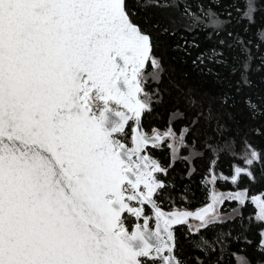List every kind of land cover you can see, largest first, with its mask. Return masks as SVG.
<instances>
[{"label":"snow or ice","instance_id":"snow-or-ice-1","mask_svg":"<svg viewBox=\"0 0 264 264\" xmlns=\"http://www.w3.org/2000/svg\"><path fill=\"white\" fill-rule=\"evenodd\" d=\"M253 10L249 0L244 16ZM133 15L126 0H0V264H182L174 226L195 219L198 233L225 199L244 206L246 191H213L196 212L160 207L156 174L167 170L149 146L175 134L142 131L145 72L150 64L155 78L160 63ZM183 140L168 145L173 154ZM259 159L251 151L245 163ZM241 174L254 179L237 167L232 182ZM249 202L264 225V194ZM195 247L215 250L203 238Z\"/></svg>","mask_w":264,"mask_h":264},{"label":"trees","instance_id":"trees-1","mask_svg":"<svg viewBox=\"0 0 264 264\" xmlns=\"http://www.w3.org/2000/svg\"><path fill=\"white\" fill-rule=\"evenodd\" d=\"M249 0H126L134 22L153 40V55L160 63L153 78L149 64L144 90L150 111L142 115L144 133L171 130L184 134V147L175 158L168 142L149 146L166 174V185L156 200L163 209L194 210L210 201V168L221 190L245 189L244 206L216 220L198 233L187 224L176 225L175 255L182 264H264L260 231L254 219L252 197L264 194V0H251V18L244 16ZM187 10V11H186ZM208 13L225 21L222 30L210 26ZM203 21L188 28L193 18ZM215 53V55H214ZM222 54V55H220ZM247 64V83L241 67ZM144 99V97H141ZM129 136L131 125L128 129ZM255 151L260 159L245 163ZM247 168L254 179L235 168ZM234 200H226L228 209ZM230 209V210H231ZM132 223H129V228ZM201 238L215 249L205 255L195 247Z\"/></svg>","mask_w":264,"mask_h":264},{"label":"rangeland","instance_id":"rangeland-1","mask_svg":"<svg viewBox=\"0 0 264 264\" xmlns=\"http://www.w3.org/2000/svg\"><path fill=\"white\" fill-rule=\"evenodd\" d=\"M169 129H171V128H167L166 130H157L156 128H154L150 133H152V132H154V130H155V132H158V133H162L163 134V137H164V134L166 133V132H168V130ZM172 131V130H171ZM173 132V131H172ZM174 133V132H173ZM131 134V133H130ZM175 134V137L173 138V137H164L163 138V140H166L167 142H168V145L169 144H178V142H179V138H180V136H181V133L180 134H176V133H174ZM162 140V141H163ZM158 144H160V143H158ZM170 156H171V158L173 159V158H175L176 156H177V154H173V152H172V150L170 149ZM212 172L214 173V175H216V173L212 170ZM217 192V193H220V194H224V195H228V194H230V193H235V192H244V191H246L245 189H242V188H238V189H235V190H232V191H228V190H221V189H219V188H217L216 186H215V184L214 183H212L211 182V180H210V195H211V193L212 192ZM226 200H228V199H225L224 200V202L226 201ZM224 202H223V204H224ZM223 204H219V205H217L216 206V212H215V215L216 216H218V219H221V218H224V217H226V216H231L233 213H235V211L233 210L232 211V209L231 208H235V207H237V206H240V204L237 202V201H235L234 200V203H233V205L231 206V207H229L228 209H223L222 207H223ZM231 209V210H230ZM217 219V220H218ZM200 221H198V220H195V219H190L189 221H188V223H187V225H188V227H189V225H192V227H193V230L195 229V227L196 226H198V225H200ZM264 229V228H263Z\"/></svg>","mask_w":264,"mask_h":264},{"label":"water","instance_id":"water-1","mask_svg":"<svg viewBox=\"0 0 264 264\" xmlns=\"http://www.w3.org/2000/svg\"><path fill=\"white\" fill-rule=\"evenodd\" d=\"M141 128H142V126H141ZM143 131V130H142ZM155 133H158V132H155ZM154 132H152V133H149V134H147V133H145L147 136H149V137H152L154 134H155ZM162 137H163V134L162 133H159ZM131 135V134H130ZM162 141V140H161ZM161 141H159L158 143H160ZM153 157V156H152ZM153 158H155V157H153ZM156 159V158H155ZM157 160V159H156ZM158 161V160H157ZM209 174L211 175V176H215L214 175V173L212 172V168H210V172H209ZM158 178V177H157ZM159 179V178H158ZM159 180H161V179H159ZM162 181V180H161ZM163 182V181H162ZM209 203H211V200L206 204V205H208ZM206 205H204V206H202V207H200V208H197V209H194V210H190V209H183V208H181V209H179V210H187V211H190V212H196V211H198L199 209H202V208H204ZM162 208V207H161ZM174 209H178V208H173V209H163L162 208V210L163 211H165V212H170V211H172V210H174ZM175 227V226H174Z\"/></svg>","mask_w":264,"mask_h":264},{"label":"flooded vegetation","instance_id":"flooded-vegetation-1","mask_svg":"<svg viewBox=\"0 0 264 264\" xmlns=\"http://www.w3.org/2000/svg\"><path fill=\"white\" fill-rule=\"evenodd\" d=\"M146 214H149V215L151 214L150 210L147 208V206H146Z\"/></svg>","mask_w":264,"mask_h":264}]
</instances>
